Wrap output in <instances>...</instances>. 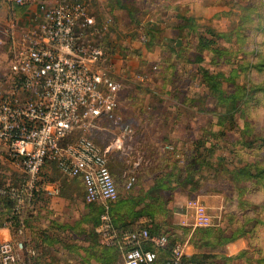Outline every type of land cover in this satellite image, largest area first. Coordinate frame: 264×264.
<instances>
[{
	"label": "rangeland",
	"instance_id": "1",
	"mask_svg": "<svg viewBox=\"0 0 264 264\" xmlns=\"http://www.w3.org/2000/svg\"><path fill=\"white\" fill-rule=\"evenodd\" d=\"M84 1L91 10L90 0ZM131 1L132 3H129L127 8L134 12L137 9V7L133 9L136 2H134L135 0ZM214 2L225 6L226 12H228L222 20V22L224 21L225 30H229L237 22L240 14L244 15V17L246 16V22L240 31L239 38L237 41L232 39L233 43H231V46L237 48L236 46L238 45L249 52L251 50L253 59L260 54H264V27H262L264 26V0H214ZM6 11L7 9L3 8L0 20L6 15ZM90 12L95 15L103 13V11H97L93 8ZM201 23L210 24L206 21ZM132 25H136V22H131L130 26ZM103 37L106 38V34ZM103 37L99 38L96 35H90L88 39L97 43ZM193 38V35L187 36L186 47L192 48L189 45L194 42ZM106 41L108 42V37ZM8 45L7 38L2 37L0 41V84L2 85L6 84L4 82L10 61ZM188 48L186 55L190 56ZM249 55L247 54V56ZM238 57L239 53L235 58L238 60ZM204 64L205 66L208 65ZM98 66L106 70V73L119 83V80L110 74L105 62H99ZM220 68L227 71L228 65L221 64ZM238 79V81H243L244 83L261 82L264 80V66L258 70L251 68L247 76L242 77L240 74ZM135 82L137 80L134 81V86H121L120 90L117 91L114 113L118 115V119L113 121L109 117L101 115L96 119L97 124L100 125L99 127L94 122V124L87 125L85 129L75 128L62 140V143H64L80 134L91 137L88 132L91 131V128H94L93 139H97V144L104 147L118 135L123 149H111L107 155V166L109 164L110 167L117 170L114 172L118 176L116 180L111 174L117 194L113 200L107 202L108 208L113 206L117 196L139 195L146 185L135 179L128 188L124 186L127 174L121 175V173L124 170L126 172L129 170L130 161L135 159L133 157L141 155L145 161H152L144 162L142 160L143 166L148 165L153 170L158 165H163L165 159L156 161V165L154 164V149L149 147L145 141L149 138L147 134L144 137L138 131L143 126L149 129L158 128V132L153 134V136H156L155 140L172 145V148L167 147V149L165 147L166 149H162L161 154L171 156L173 153L172 157L177 158L181 164L183 160L186 161L189 157L190 150L194 148L197 138L205 141L204 146L213 144L211 152L202 149L201 146L198 147L202 161L197 166L195 165L191 175H189L188 170L186 173L185 171L179 172L178 182L176 185H172L173 190H171L170 195L169 190L161 191L163 198L160 197L155 214L156 221L160 222L158 232L164 231L172 238L186 240L187 245H192L187 242L190 232L194 228L204 226L192 225L193 219L190 214V208L189 206L187 207L190 200L196 199L205 205L206 210L211 214L210 225L221 224L222 220L223 224H225L228 223V219H230L232 224L235 216L229 218L228 213L239 209L238 207L240 206L237 205L239 201H242V207L248 206L250 201L260 202L262 200L264 202V177L242 175L239 179L231 180L226 171L227 168L234 167L236 169L245 163L257 166L256 168H249L252 173L254 170L264 168V147L253 138V136L258 134L264 136V90H257L251 95L245 96L246 101L242 114L239 115L238 112H235L233 119L230 118L225 120L226 122L217 125L215 123V114L223 111L225 104L216 103L213 94L210 93L211 91L206 89L201 82L199 83V80L194 81L192 95L185 97L193 100L192 104L182 101L178 102L179 104L173 102V99L175 100L178 97L180 99L183 96V87H178L170 93L157 87L142 88L140 90L141 85ZM222 87L224 90H229L228 83H222ZM157 99L161 100V102ZM173 112L175 113L174 118L170 120L161 118L162 114H172ZM244 124L247 125L246 129L241 131L245 126ZM127 126L132 128V135L124 136L125 131H122V128ZM225 126L228 129H225ZM163 127L170 128L172 131L170 137L167 135L168 132H166V140H163L165 139L163 138L165 132ZM211 129H222L224 133L220 136H210ZM243 140L250 142L247 145L242 142ZM169 150L172 151L171 154H169ZM217 154L222 155L224 158V160L218 161L221 163L220 165L215 161ZM48 161L53 163L48 164L53 166L49 173L50 176L62 182L63 176L59 173L55 162L53 160ZM143 168H141L142 172ZM22 174L20 165L12 163L6 157L5 151H1L0 184L6 182L16 184L21 179ZM78 185L64 199H58L56 196L52 198L37 197L34 211H25L23 214V236L27 243L36 250L31 257V260H37L36 264L41 261L45 264H82L86 256L93 264H108L103 262L104 258L99 260L95 258L96 255L102 256L99 253L100 248L113 249L110 242L103 241L100 238V232L96 230L100 223L103 204L99 201H85L82 185L80 184V188ZM60 190L61 188L59 193H61ZM80 193L81 198L79 197ZM42 195L44 194L42 193ZM42 199H46V202ZM150 201L155 203V200L149 198L145 200V202ZM0 204L2 205V212L7 213L6 204L2 201H0ZM86 211L98 214V220L95 224L85 217ZM4 217L5 214L3 215ZM64 224L74 225L75 227L63 230L64 228H61V226ZM197 234L200 236V232H197ZM0 235L7 236L6 228L0 229ZM259 237H261L260 231ZM198 248L200 250L199 254L206 257L215 256L216 253H213V251L218 249L217 245ZM118 257H120V254L117 255L116 259ZM215 264L220 263L216 262Z\"/></svg>",
	"mask_w": 264,
	"mask_h": 264
},
{
	"label": "built area",
	"instance_id": "2",
	"mask_svg": "<svg viewBox=\"0 0 264 264\" xmlns=\"http://www.w3.org/2000/svg\"><path fill=\"white\" fill-rule=\"evenodd\" d=\"M3 1L7 11L0 21V41L7 38L10 61L8 84H0V141L6 157L20 165L25 176L16 184H0V196L10 200L15 211L32 201L41 164L53 160L63 175L81 177L85 201L103 204L96 230L120 254L112 264H203L189 259L186 241L170 245L158 263L154 248L167 247V234L150 232L147 216H141L135 228L112 225L107 202L117 192L107 155L120 146L118 137L104 147L85 134L62 143L73 129H85L101 115L118 119L114 107L119 83L98 66L105 58L103 49L88 39L104 29L106 20L97 21L84 0ZM15 6L22 7L21 19ZM133 180L128 174L124 186ZM57 189L53 185L49 190ZM188 206L193 226L211 224L203 203L195 199ZM33 254L21 227L15 236L0 235V264H28Z\"/></svg>",
	"mask_w": 264,
	"mask_h": 264
},
{
	"label": "trees",
	"instance_id": "3",
	"mask_svg": "<svg viewBox=\"0 0 264 264\" xmlns=\"http://www.w3.org/2000/svg\"><path fill=\"white\" fill-rule=\"evenodd\" d=\"M15 10H22V7L15 6ZM228 13V12H227ZM186 25L191 29V34L193 35L194 42L190 46L192 49L195 50L199 55L195 56V62H197V71L199 72L200 77H202L208 83V89L215 95L216 103L225 104V109L221 112H217L215 114L216 117V124L220 125L225 120L230 118H234L235 112H238L239 115L242 114L244 111V103L246 101L245 96L251 95L253 92L257 90H264V80L261 82L257 81L254 83L248 82L244 83L243 81H238L240 74L242 77L247 76L250 72L251 68L258 70L264 66V54H260L257 58L253 59L252 52L250 50L247 51L243 47L236 46L237 48H233L231 43L237 41L240 35L241 29L244 27V23L246 22V16L239 15L237 22L228 30V29H217L211 24H202L201 22H197L196 19L191 16L187 15L185 17ZM264 27V26H262ZM159 33V32H157ZM233 39V40H232ZM106 38H102L97 42L102 49L103 53L108 52V42ZM163 48H166L168 52L176 53L177 48L176 45L167 46L164 45ZM206 51L210 54L208 59V65L200 64L203 61V54L202 52ZM239 53L238 60L235 58ZM250 54L252 56H247ZM217 55L218 60L214 61L213 57ZM213 58V59H212ZM235 60H234V59ZM228 65L227 71H224L220 68V65ZM211 66V67H210ZM165 71H167L168 75H174L175 68L173 67L172 63L165 62L162 67ZM222 83H228L229 90H224L222 87ZM8 81L6 82L7 85ZM186 99L185 102H189L188 104H192L191 99ZM244 128L241 131L246 129V124H244ZM228 129V127H224ZM246 131V130H245ZM210 136H220L224 132L222 129L214 130L211 129ZM78 136V135H77ZM75 136V137H77ZM74 137V138H75ZM65 138V137H64ZM63 138V139H64ZM73 138V139H74ZM256 142H258L262 147H264V136L255 135L253 136ZM71 139V140H73ZM70 140V141H71ZM205 141L203 139L196 140L194 148L190 150L189 157L186 161L183 160L182 164L178 162L177 158L171 160L170 165L167 164L165 170L160 171V175L156 176L157 178L154 179L153 183L150 184L147 188H145L139 195L134 194H127V195H120L117 196L116 201L114 202L113 206L108 208V213L113 226L116 229H128V228H135L137 224V220L139 216L145 215L149 218L151 225L149 227L150 232H158L160 222L156 221L155 214L158 208V202L160 201L161 191L162 190H169V195L172 189V185H176L178 182V175L181 171H189V175H191L195 165L197 166L201 161L200 158L201 154L198 150V147L201 146L202 149L207 150L208 152L212 151V145L204 146ZM243 143L247 144L250 141L243 140ZM99 146V145H98ZM102 147V146H100ZM221 159L224 160L222 155L217 154L215 156V161L217 164H221ZM52 162L48 160H44L40 166L39 177L37 179V190H35L33 194V199L29 203H23L20 208L15 211L13 204L10 200L6 199L3 196H0V201L6 204L8 212H2V205L0 204V228L3 226H7L9 229V234L15 236L17 233V228L21 227L24 231V216L23 214L25 211H34L35 201L37 197L41 194L40 187L42 186V182L44 180H51L54 179L53 176H50V171L53 169ZM257 166L251 163H245L243 165L238 166L236 169L234 167L227 168V173L231 180L239 179L242 175L246 176H260L261 178L264 177V168H259L254 170V172H250L249 168H256ZM110 175L112 174V167L108 164L107 166ZM115 170V169H113ZM25 174H22V178H24ZM113 176V175H112ZM111 176V178H112ZM72 177H78L82 183L81 177L79 175H75ZM114 177V176H113ZM20 179V180H21ZM19 180V181H20ZM113 180V179H112ZM18 181V182H19ZM17 182V183H18ZM66 185L65 188L61 186L60 194L66 195V192L76 189V186L79 183H75L73 179H65L61 182V185ZM80 185V184H79ZM78 185V187H79ZM83 188V183H82ZM65 191V192H62ZM65 193V194H64ZM155 200V203L152 201L145 202L147 199ZM169 198V197H168ZM93 202V201H92ZM242 201H239L237 205L239 209H235L233 212L228 213L229 218L234 217L233 223L231 224L230 219H228V223L223 224V220L221 224L215 225H208L204 227H197L194 228L190 235L187 238V242L191 243L194 247H201V246H219L223 245L229 241H232L236 237L245 236L247 238L248 247L238 251L234 255L226 256L220 259L217 256H210L206 257L202 254H190L189 259L195 263H203V264H242L241 262L235 261L236 259H240L242 261L247 262L248 264L253 263L251 261V255L249 247L253 246L255 251H257V257L255 259V264H264V202L262 200L260 202L250 201L248 202V206L242 207ZM103 208H101L102 210ZM85 217L91 220L93 224L98 220V214H93L91 211H86ZM5 217L3 218V215ZM93 214V215H92ZM6 220V221H5ZM6 222V224H4ZM4 225H3V224ZM8 223V225H7ZM157 224V226H156ZM64 226V227H63ZM61 228L63 230L72 229L75 227L74 225L64 224ZM259 231L261 237H259ZM162 232V231H161ZM164 232V231H163ZM197 232H200V236H198ZM167 234V233H166ZM11 236V237H12ZM167 247L164 249L154 248L158 255V263L162 261V259L168 254V248L175 242H183V240L172 238L169 234H167ZM27 241V240H26ZM95 242V240H93ZM33 247V246H32ZM34 254H35V248ZM115 246H113L112 250H107L105 248H100L99 253L102 254L96 255V260L100 258H104L103 262L112 264L115 260L119 252ZM33 254V255H34ZM32 255V256H33ZM88 255V254H87ZM116 255V257H115ZM31 256V257H32ZM28 259V264H36V259L31 260L32 258ZM119 258V257H118ZM117 258V259H118ZM235 259V260H234ZM95 260V259H94ZM37 264H45L44 262H39ZM82 264H93L88 260L86 256L83 260Z\"/></svg>",
	"mask_w": 264,
	"mask_h": 264
},
{
	"label": "crops",
	"instance_id": "4",
	"mask_svg": "<svg viewBox=\"0 0 264 264\" xmlns=\"http://www.w3.org/2000/svg\"><path fill=\"white\" fill-rule=\"evenodd\" d=\"M134 2H136V5L133 7V9L137 7V11L135 10L136 12H133V10H129V8H127L129 7V3H132L131 0H90L89 4L91 7L90 11H92V8L96 9L97 11H103L102 14H99L101 16L98 14L95 15L93 12H91L94 14L97 21L106 20V23L104 22V29L99 30L94 35L101 38L106 34V39L108 37L109 50L108 52H104L105 58L100 63L105 62V66L110 70V74L115 79L119 80L118 90H120L121 86H134V81L136 80L137 82L135 83L141 85V88H139L140 90L142 88L157 87L159 89L162 88V91L165 90L170 93L178 87H183V96H181L180 99L179 97L175 100L173 99L174 103H178L181 101L185 102L186 99L184 98L188 95H192L195 80H199V83L201 82L203 86L208 89V83L202 77H200L199 72L197 71L198 64L194 61L195 56H198L199 54L192 48L189 47V49L186 47L187 36L192 34L191 29L186 25L185 17L187 15H191L196 19L197 22L206 21L217 29L221 30L224 29V21L222 22V20L227 14L226 7L219 3H215L214 0H135ZM3 8L5 10L7 9L6 3L3 0H0V15L3 11ZM14 11L16 17L21 19V11H17L15 9ZM131 22H136V25L130 26ZM178 44L179 48H177L176 53L174 52L170 54L166 48H163L164 45L178 46ZM187 48L190 50V56H188V54L186 55ZM202 54L203 61L200 64H207L210 54L206 51H203ZM213 58L212 59L214 61L218 60L217 55H214ZM166 61L173 64V67L176 71L174 75H168L167 71L162 68ZM4 83H6V80ZM213 98H215L214 94ZM157 100L161 102V100ZM174 117V112L172 114H162L161 116L162 119L167 120H170ZM95 124L98 125V127L100 126L96 121ZM93 129L94 128H91V131L88 132V134H90V138L97 144V139H93ZM163 129L165 131L163 138H165L166 132H168L167 135L169 137L172 135L170 128L163 127ZM158 130L159 129L156 127L149 129L143 126L138 131L140 134H143L144 137L147 134L149 138L145 141L148 143L149 147H153L154 149V164L156 165V161L165 159L163 161V165H158V167L155 166L156 168L153 170L152 168L148 167V165L144 164L145 166H143L142 162V160L144 162L152 161H145L141 155H137L136 157H133L135 158L134 160L132 159L130 161L129 170L127 172L124 170L123 173H121V175L133 174V182L136 179L141 183H145L146 185L143 187L142 191L153 183L154 179L157 178L156 176L160 175L159 172L165 170L167 164L170 165L171 160L175 159L172 157L174 155L173 153L171 156H165L161 154L162 149H166L167 147L172 148V145L163 143V141L157 142L155 140L156 136H153V134L158 132ZM122 131H125V136L132 135L133 130L130 126H127L125 130L122 129ZM116 137H118V135ZM163 140H166V138ZM115 148L123 149L122 142L119 147H113L112 149ZM4 149V143L0 141V154L1 151H4ZM171 152L172 151L169 150V154H171ZM141 168H143V172ZM114 171L117 170L112 169V175L117 180L118 176ZM60 174L65 179H73L75 183L77 182L82 185L78 177L63 175L62 173ZM53 185H56L58 188L56 192H51L49 190ZM81 185H79V188ZM61 186L63 188L66 187L65 184L61 185L59 180H44L42 182V186L40 187V196H45L44 198H52L56 196L58 199H64L65 197H68L70 191H68L66 195L59 193ZM42 193L44 195H42ZM79 197L81 198V193ZM42 200L45 201L46 199ZM141 216H139V218H141ZM3 227L6 228L7 235H9L8 227L6 225ZM185 247L189 254H198L200 251L198 247H193L190 244L187 245V243L185 244ZM247 247V238L245 236H239L232 241L217 246L218 249L213 251V253H216L215 256L222 259L226 256L234 255L238 251ZM253 248V246L249 247L251 252L250 262H253L250 264L256 263L255 259L257 257V251H255ZM235 261L241 262L242 264H248L247 262L240 259H236Z\"/></svg>",
	"mask_w": 264,
	"mask_h": 264
}]
</instances>
